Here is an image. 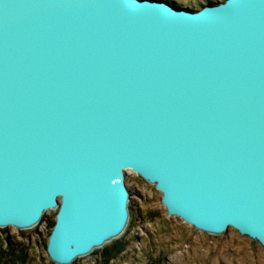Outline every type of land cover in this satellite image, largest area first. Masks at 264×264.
I'll use <instances>...</instances> for the list:
<instances>
[{"label":"water","instance_id":"95a60500","mask_svg":"<svg viewBox=\"0 0 264 264\" xmlns=\"http://www.w3.org/2000/svg\"><path fill=\"white\" fill-rule=\"evenodd\" d=\"M128 170L264 247V0H0V227L58 208L70 264L124 231Z\"/></svg>","mask_w":264,"mask_h":264},{"label":"rangeland","instance_id":"374dc122","mask_svg":"<svg viewBox=\"0 0 264 264\" xmlns=\"http://www.w3.org/2000/svg\"><path fill=\"white\" fill-rule=\"evenodd\" d=\"M166 1L199 10L225 0ZM126 184L130 215L124 231L70 264H264V247L257 240L232 227L223 233H210L170 215L162 192L136 172L126 173ZM57 212L58 208L46 211L29 228L0 227V236L14 238V249L24 250L22 257L29 253L25 264H59L47 250ZM0 264H9V258L3 256Z\"/></svg>","mask_w":264,"mask_h":264},{"label":"flooded vegetation","instance_id":"af4514ba","mask_svg":"<svg viewBox=\"0 0 264 264\" xmlns=\"http://www.w3.org/2000/svg\"><path fill=\"white\" fill-rule=\"evenodd\" d=\"M5 240H6V243L7 244L6 243L4 244V241ZM15 243H16V241L14 242V238H11V237H8V236H6V238H5V236L1 234V236H0V247H2V249H3L4 252H7L10 249V246L12 248H14L15 247ZM18 248L19 247H17L16 249L18 250ZM28 255H29V253L27 252L24 258L19 259V257H16V259L17 260H22L23 263L25 264L26 261H28ZM8 258H9V264H11V263L14 264L16 262V260H14L13 258H11V257H8ZM17 262L18 263H21L19 261H17Z\"/></svg>","mask_w":264,"mask_h":264},{"label":"trees","instance_id":"16d2710c","mask_svg":"<svg viewBox=\"0 0 264 264\" xmlns=\"http://www.w3.org/2000/svg\"><path fill=\"white\" fill-rule=\"evenodd\" d=\"M54 225H55V222H53L51 228H53ZM23 251H24V250H23L22 248H18V250H17V249H14V248H12V247L10 246V249H9L7 252H4L3 249H2V247H0V259H1L3 256H5V259H6V257H11V258H13V259L16 260V261H19V262L23 263L22 260H17V259L14 258V255H15L16 257H19V259L24 258V256H23V257L21 256L22 253H23Z\"/></svg>","mask_w":264,"mask_h":264},{"label":"bare ground","instance_id":"6f19581e","mask_svg":"<svg viewBox=\"0 0 264 264\" xmlns=\"http://www.w3.org/2000/svg\"><path fill=\"white\" fill-rule=\"evenodd\" d=\"M128 171H132V170H128ZM128 171H127V172H128ZM33 226H34V225H33ZM31 227H32V226H31ZM114 237H116V236H113V237H111V238H114ZM111 238H110V239H111ZM108 240H109V239H108ZM105 242H107V241H105ZM105 242H104V243H105ZM100 246H101V245H100ZM96 247H98V246H96ZM96 247H95V248H96ZM81 256H82V255H81ZM78 257H79V256H78ZM76 258H77V257H76Z\"/></svg>","mask_w":264,"mask_h":264}]
</instances>
